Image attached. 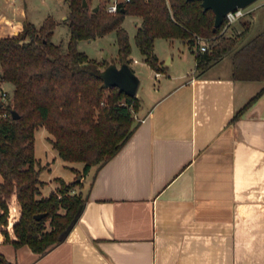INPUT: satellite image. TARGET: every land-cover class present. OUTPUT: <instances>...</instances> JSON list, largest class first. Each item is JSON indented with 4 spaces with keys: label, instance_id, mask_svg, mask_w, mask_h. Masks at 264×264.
Listing matches in <instances>:
<instances>
[{
    "label": "crops",
    "instance_id": "crops-1",
    "mask_svg": "<svg viewBox=\"0 0 264 264\" xmlns=\"http://www.w3.org/2000/svg\"><path fill=\"white\" fill-rule=\"evenodd\" d=\"M11 22L13 33L25 23ZM242 24L228 35L240 34ZM183 54L176 53L178 64ZM190 54L175 72L173 55L164 71L145 62L155 79L147 102L135 94L140 121L84 176L86 201L65 239L41 255L0 240L8 261L264 264V91L233 118L264 80H235L223 56L198 72Z\"/></svg>",
    "mask_w": 264,
    "mask_h": 264
},
{
    "label": "trees",
    "instance_id": "trees-1",
    "mask_svg": "<svg viewBox=\"0 0 264 264\" xmlns=\"http://www.w3.org/2000/svg\"><path fill=\"white\" fill-rule=\"evenodd\" d=\"M86 1L88 5L83 6V0H68L66 52L51 39L55 20L50 15L39 26L25 22L18 33L0 36V78L12 85L7 103L0 105L6 113L0 116V240L15 247L27 245L39 255L65 239L82 212L86 195L81 180L66 181L60 176L55 177L57 189L41 193L43 166L34 155L35 129H46L62 160L82 162L81 172L70 168L84 176L92 166L110 159L140 121L133 116L138 98L105 85L101 70L109 62L78 50L79 40L115 31L116 58L129 64L131 45L122 22L125 15H134L140 19L134 34L136 46L154 70L165 69L154 53L155 39H180L194 54L196 70L231 51L232 78L264 80V29L237 45V36L218 34L222 24L213 30L214 13L204 10L200 0H129L114 13L99 3L93 10L91 0ZM196 35L206 38L205 51H199ZM263 91L264 85L233 118ZM12 110L17 118L11 116ZM37 213L44 216L36 219ZM0 264L14 263L0 253Z\"/></svg>",
    "mask_w": 264,
    "mask_h": 264
},
{
    "label": "rangeland",
    "instance_id": "rangeland-1",
    "mask_svg": "<svg viewBox=\"0 0 264 264\" xmlns=\"http://www.w3.org/2000/svg\"><path fill=\"white\" fill-rule=\"evenodd\" d=\"M264 0H254L244 7V10H249L243 16H241L236 22L231 25L225 34L231 33V28L235 25L236 27H241L244 25L248 26V30L244 33H236L238 43L240 45L251 38L254 34L259 32L261 28H264L263 22H259L260 19L264 17V4H261ZM104 7V1L102 0H91L89 7H93L97 4ZM68 0H15L14 2H7L6 0H0V36H6L13 33V31L18 27L15 22H11L13 18H17L21 21L31 22L36 26H39L43 21L44 17L50 15L55 20V27L52 33V41L60 45L61 51H67V43L70 37V29L68 22L65 19L68 15ZM23 11V14L22 12ZM262 16H261V15ZM258 19V21H257ZM255 21H257L255 23ZM15 23V24H14ZM140 23V19L134 15H125L122 26L126 29L129 42L131 45V62L130 67L138 74L140 78V84L137 88V94L140 95L143 102H147L149 98V90L153 85L154 72L151 71L145 64L143 56L138 50L134 34L136 31V25ZM24 25V24H23ZM22 25V26H23ZM22 28V27H21ZM21 30V29H20ZM236 31V29H234ZM18 33V32H17ZM233 35V34H232ZM196 46H193L194 49ZM77 49L84 51L90 58L97 60H105L106 62H115L118 66L120 62L117 60V42L115 31H110L100 37L95 39L87 40L81 39L77 42ZM154 50L163 59V64H167V56H174V60L171 65H168L170 72H175V68L187 66L185 61L186 55H191L192 53L189 45L180 39H167V38H156L154 41ZM182 51L183 57L181 62L178 64L176 60V53ZM225 57L221 60L220 64L223 65L231 58V51L224 54ZM222 58V57H221ZM220 58V59H221ZM136 59V60H134ZM135 61V62H134ZM217 61H214L207 65L206 67L199 69L198 72H203L209 68V66L215 65ZM186 68V67H184ZM154 78V79H153ZM5 88L11 93L10 85L6 82ZM140 100V99H139ZM139 109V106L137 110ZM137 111L133 116H136ZM51 135L46 131L43 126H39L34 132V155L38 160L39 165L43 166V170L40 173V179L44 181L41 187V193L46 195L49 190H55L59 186L58 181L55 177L60 176L66 181H71L74 178L80 179L83 184L84 176L80 173L74 172L70 166L75 167L81 172L82 162H67L62 160L57 151L52 147L49 138ZM67 165V166H66ZM78 180V181H79ZM79 187L75 186V190L78 191Z\"/></svg>",
    "mask_w": 264,
    "mask_h": 264
},
{
    "label": "water",
    "instance_id": "water-1",
    "mask_svg": "<svg viewBox=\"0 0 264 264\" xmlns=\"http://www.w3.org/2000/svg\"><path fill=\"white\" fill-rule=\"evenodd\" d=\"M203 9H211L214 13L213 30L220 26L224 15L238 7H245L254 0H200ZM88 2L83 0V6H87ZM97 10V6L92 8ZM101 76L104 84L107 86H117L120 90L130 96H135L140 79L130 65L126 62L120 63L118 66L115 62L109 63L101 70ZM1 105V102H0ZM13 118L18 117L15 110L11 111ZM80 176L76 180H79ZM44 213L34 215L36 219H40Z\"/></svg>",
    "mask_w": 264,
    "mask_h": 264
},
{
    "label": "built area",
    "instance_id": "built-area-1",
    "mask_svg": "<svg viewBox=\"0 0 264 264\" xmlns=\"http://www.w3.org/2000/svg\"><path fill=\"white\" fill-rule=\"evenodd\" d=\"M9 2H14L15 0H7ZM104 1V9L108 12V13H114L117 11L118 7L120 4H123L129 0H102ZM246 12H249V10H244V7H238L234 10H230L228 11L223 18L222 21V27L219 30L218 34L219 35H228L225 34V31H227V29H229L231 27V25H233L234 22H236L241 16H243ZM195 41L198 44V49L199 51H205L206 50V38L202 37L200 35H196L195 36ZM159 73H156V75H158ZM5 84L6 82L3 81L0 78V102L1 104H6L8 101V97L11 94L8 89L5 88ZM5 116L6 113L5 112H1L0 110V116Z\"/></svg>",
    "mask_w": 264,
    "mask_h": 264
}]
</instances>
